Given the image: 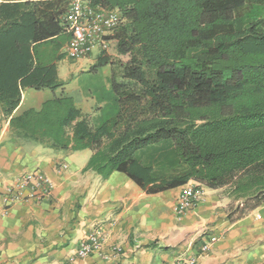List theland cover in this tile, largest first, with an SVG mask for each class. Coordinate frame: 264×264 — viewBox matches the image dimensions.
Wrapping results in <instances>:
<instances>
[{"label": "trees", "instance_id": "obj_1", "mask_svg": "<svg viewBox=\"0 0 264 264\" xmlns=\"http://www.w3.org/2000/svg\"><path fill=\"white\" fill-rule=\"evenodd\" d=\"M71 0L0 2V106L17 141L90 149L83 171L156 194L221 189L229 218L264 202V0H83L122 22L91 71L111 65L115 106L96 124L62 92L18 110L26 88L63 90ZM111 42V41H110Z\"/></svg>", "mask_w": 264, "mask_h": 264}, {"label": "crops", "instance_id": "obj_2", "mask_svg": "<svg viewBox=\"0 0 264 264\" xmlns=\"http://www.w3.org/2000/svg\"><path fill=\"white\" fill-rule=\"evenodd\" d=\"M110 41L113 50L107 52L115 57L116 43ZM67 45L61 52L66 53ZM100 52L78 60L66 54L58 61L59 77L66 82L63 90L26 88L18 110L39 108L64 92L96 124L102 111L115 106L111 65L90 70ZM82 74L93 79L90 87L79 83ZM91 154L90 149L58 151L15 140L0 106V190L33 169L45 172L54 184L51 196L41 203H17L6 211L0 204V264H186L209 235L217 240L197 264H264V202L229 218L232 199L221 189L203 186L202 200L178 218L174 204L184 186L147 194L123 172L104 179L95 171H83ZM63 163L68 169L57 171ZM94 226H103L107 243L122 244L124 252L112 260L94 254L70 262Z\"/></svg>", "mask_w": 264, "mask_h": 264}, {"label": "built area", "instance_id": "obj_3", "mask_svg": "<svg viewBox=\"0 0 264 264\" xmlns=\"http://www.w3.org/2000/svg\"><path fill=\"white\" fill-rule=\"evenodd\" d=\"M66 30L71 38L66 48V54L73 60L87 57L95 50L107 51L110 40L107 38L122 22L118 10H103L88 6L83 0H71L63 17ZM57 171L68 169L63 163L56 167ZM178 194L174 210L178 218H182L192 210L204 195V188L196 183L183 185ZM54 190L50 177L40 169H33L18 175L4 189L0 190V204L6 211L11 206L22 202L41 203L48 199ZM106 230L103 226H94L85 238L79 241L76 251L68 260L74 262L78 259L99 254L104 260L119 257L124 248L119 243H107ZM217 240L216 235H209L204 239L200 249L187 257L186 264H197L199 259L206 255ZM177 262H182L179 259ZM169 264V263H166ZM177 264V263H170Z\"/></svg>", "mask_w": 264, "mask_h": 264}, {"label": "rangeland", "instance_id": "obj_4", "mask_svg": "<svg viewBox=\"0 0 264 264\" xmlns=\"http://www.w3.org/2000/svg\"><path fill=\"white\" fill-rule=\"evenodd\" d=\"M113 50V47L112 46H109V48H108V50L107 51H112ZM111 55V54H110ZM102 68V67H101ZM100 69V68H99ZM98 70V69H97ZM97 79H99V77L97 78ZM99 81V80H98ZM93 82V79L88 75V74H82V75H80V77H79V83L81 84V85H84L85 87L87 86V87H90V85H91V83ZM34 102V101H33ZM110 107V111H111V106H109ZM109 107H107L104 111H102V115H101V117H100V119H98L97 121H100L102 118H104L105 116H107V114H108V108ZM191 183H195V182H191Z\"/></svg>", "mask_w": 264, "mask_h": 264}]
</instances>
